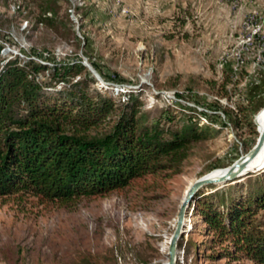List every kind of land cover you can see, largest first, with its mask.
Returning <instances> with one entry per match:
<instances>
[{"label": "rangeland", "instance_id": "obj_1", "mask_svg": "<svg viewBox=\"0 0 264 264\" xmlns=\"http://www.w3.org/2000/svg\"><path fill=\"white\" fill-rule=\"evenodd\" d=\"M35 2L0 0V63L17 56L49 67L86 64L93 71L84 65L90 91L111 95L117 104L132 92L149 119L167 109L173 118L162 124L197 122L207 126L206 137L189 146L179 171L149 174L103 196L79 198L68 208L27 195L0 199V264H71L82 253L95 264H166L188 186L244 155L255 142L253 129L258 136L257 116L264 108V0H62L56 30L24 18L21 12L33 10ZM228 60L235 73L220 97L216 92L223 91L218 88ZM37 78L51 89L67 86L49 70ZM263 169L222 186L234 194L248 173ZM210 186L199 187L196 196L212 191ZM193 201L175 264H251L209 261L195 252L193 245L208 236ZM257 215L264 219V212Z\"/></svg>", "mask_w": 264, "mask_h": 264}, {"label": "trees", "instance_id": "obj_2", "mask_svg": "<svg viewBox=\"0 0 264 264\" xmlns=\"http://www.w3.org/2000/svg\"><path fill=\"white\" fill-rule=\"evenodd\" d=\"M35 1L33 10L21 12L24 18L56 30L62 0ZM232 65V60L222 65L218 89L223 91L217 96H226ZM45 70L67 86L51 89L38 80ZM88 79L80 62L49 67L14 56L0 63V199L27 195L40 204L68 208L79 198L103 196L149 174L179 171L189 146L206 137L207 126L162 124L173 118L167 109L149 119L132 92L117 104L111 95L90 91ZM221 111L230 116L229 110ZM101 124L106 126L98 129ZM246 178L234 194L225 184H210L212 191L194 195L192 208L208 238L193 246L204 259L264 264V219L257 215L264 212V169ZM71 264L95 263L82 253Z\"/></svg>", "mask_w": 264, "mask_h": 264}, {"label": "water", "instance_id": "obj_3", "mask_svg": "<svg viewBox=\"0 0 264 264\" xmlns=\"http://www.w3.org/2000/svg\"><path fill=\"white\" fill-rule=\"evenodd\" d=\"M84 65L87 66V68L91 72H93L92 69L88 65L86 64ZM263 143H264V124H263L261 132L256 137L254 144L244 155L237 158L230 165L219 169V172L212 174V175L205 174L197 178L196 180H194L188 186L182 198L181 204L179 206V209L176 215L173 232L171 233L169 237L168 248L166 252V256H167L166 264H175L177 240L185 231L184 225H185L186 211L189 207L190 202L193 200L197 189L207 184H212V185L220 187L228 182L237 180L238 178H240V176H242L248 171H256V170L261 169L263 166L262 164L254 166L251 169L248 168V165L250 161L260 151L261 147L263 146Z\"/></svg>", "mask_w": 264, "mask_h": 264}, {"label": "bare ground", "instance_id": "obj_4", "mask_svg": "<svg viewBox=\"0 0 264 264\" xmlns=\"http://www.w3.org/2000/svg\"><path fill=\"white\" fill-rule=\"evenodd\" d=\"M256 123H257L258 134H259L264 124V108L258 114ZM261 164L264 166V143L260 151L257 153V155L250 161L248 168L251 169L252 167L261 165ZM217 172H219V170ZM184 229H185V225H184Z\"/></svg>", "mask_w": 264, "mask_h": 264}]
</instances>
